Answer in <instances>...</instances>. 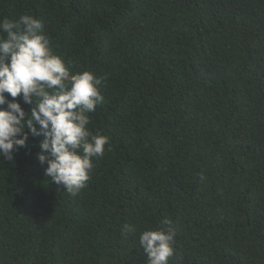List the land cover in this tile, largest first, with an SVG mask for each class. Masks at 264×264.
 I'll return each instance as SVG.
<instances>
[{"label":"trees","instance_id":"1","mask_svg":"<svg viewBox=\"0 0 264 264\" xmlns=\"http://www.w3.org/2000/svg\"><path fill=\"white\" fill-rule=\"evenodd\" d=\"M24 14L105 77L88 127L110 147L75 195L45 175L43 137L0 154V264H147L162 219L169 264H264V0H0Z\"/></svg>","mask_w":264,"mask_h":264},{"label":"clouds","instance_id":"2","mask_svg":"<svg viewBox=\"0 0 264 264\" xmlns=\"http://www.w3.org/2000/svg\"><path fill=\"white\" fill-rule=\"evenodd\" d=\"M104 79L90 70L73 73L54 53L40 19L28 14L19 20L0 19V154L12 159L30 138L43 137L36 156L47 165L45 175L67 193L80 192L94 160L110 147L108 136L93 134L88 127L89 113L104 101ZM160 224L139 237L147 264H169L174 256L172 221L162 219ZM134 230L131 224L122 229Z\"/></svg>","mask_w":264,"mask_h":264}]
</instances>
